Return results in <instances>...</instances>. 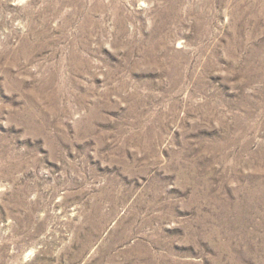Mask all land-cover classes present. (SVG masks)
Wrapping results in <instances>:
<instances>
[{"label":"rangeland","instance_id":"374dc122","mask_svg":"<svg viewBox=\"0 0 264 264\" xmlns=\"http://www.w3.org/2000/svg\"><path fill=\"white\" fill-rule=\"evenodd\" d=\"M0 264H264V0H0Z\"/></svg>","mask_w":264,"mask_h":264}]
</instances>
